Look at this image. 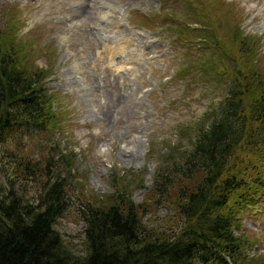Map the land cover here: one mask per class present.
<instances>
[{"label": "rangeland", "instance_id": "1", "mask_svg": "<svg viewBox=\"0 0 264 264\" xmlns=\"http://www.w3.org/2000/svg\"><path fill=\"white\" fill-rule=\"evenodd\" d=\"M11 25L23 63L48 72L56 118L0 144L2 192L23 188L35 202L47 180L63 178L70 205L55 230L76 256L87 252L81 208L112 203L116 191L145 204L150 228L173 227L176 210L155 199L157 174L173 173L213 119L242 60L233 39L256 42L264 73V0H0V30ZM213 31L221 48L206 40ZM238 218L246 256L264 262V197Z\"/></svg>", "mask_w": 264, "mask_h": 264}, {"label": "trees", "instance_id": "2", "mask_svg": "<svg viewBox=\"0 0 264 264\" xmlns=\"http://www.w3.org/2000/svg\"><path fill=\"white\" fill-rule=\"evenodd\" d=\"M13 27L0 30V144L18 127L46 129L56 118L48 72L23 63ZM213 32L206 40L221 48ZM233 41L242 60L228 74V92L213 119L198 129L173 173L156 177V201L177 212L173 227L150 228L145 204L116 191L112 203L81 208L87 252L76 256L55 230L70 205L63 178L47 180L35 202L23 188L3 193L0 185V264H264L246 256L249 242L236 232L241 210L264 197V73L254 61L256 42L246 36ZM34 168L25 165V179L34 177Z\"/></svg>", "mask_w": 264, "mask_h": 264}]
</instances>
